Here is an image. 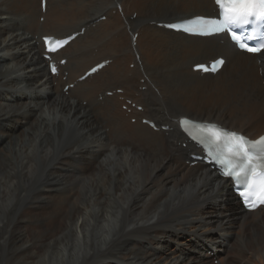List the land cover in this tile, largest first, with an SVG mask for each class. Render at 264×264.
<instances>
[{"label": "bare ground", "instance_id": "obj_1", "mask_svg": "<svg viewBox=\"0 0 264 264\" xmlns=\"http://www.w3.org/2000/svg\"><path fill=\"white\" fill-rule=\"evenodd\" d=\"M47 1L44 12L41 0H0V264H238L250 246L264 264V236L242 237L264 226V206L245 210L231 180L192 165L179 122L263 133L264 49L158 26L212 15L213 0ZM81 27L51 75L42 36ZM217 56L227 61L216 74L193 70Z\"/></svg>", "mask_w": 264, "mask_h": 264}, {"label": "snow or ice", "instance_id": "obj_2", "mask_svg": "<svg viewBox=\"0 0 264 264\" xmlns=\"http://www.w3.org/2000/svg\"><path fill=\"white\" fill-rule=\"evenodd\" d=\"M217 4L222 8V14L227 11V24L248 22L249 18L256 17V6L259 5L260 12L259 18L264 20V0H217ZM175 27V26H174ZM235 38V34L233 33ZM241 47H245L248 51L258 52L264 48V42H261L260 47L251 48L247 45L241 44ZM55 50V49H52ZM218 63H223L219 61ZM232 137H236V133L229 134ZM238 141H243V137H238ZM258 144H264V137H261L259 141L251 142L253 148ZM261 153H264V148H262ZM232 155L237 158L238 163L232 166V170L227 174L235 176L237 182L241 181V177H247L248 173L253 171L251 165L254 159L257 157L252 155L247 145L237 143L235 152ZM230 163V162H229ZM261 185L264 188V172L260 173ZM243 195V193H242ZM261 202H264V196L261 197Z\"/></svg>", "mask_w": 264, "mask_h": 264}, {"label": "rangeland", "instance_id": "obj_3", "mask_svg": "<svg viewBox=\"0 0 264 264\" xmlns=\"http://www.w3.org/2000/svg\"><path fill=\"white\" fill-rule=\"evenodd\" d=\"M67 1L68 0H61L60 1V4L62 5V7L64 6V7H66V5H67ZM117 9H115L114 10V14H116L117 12ZM136 15V14H135ZM43 17H45V15H42L41 17H40V21L41 22H43V20H42V18ZM142 19V16H135V18L134 19ZM100 19H102V20H105V19H103L102 18V16L100 17ZM8 20H12L11 18H8ZM127 65H128V67H130V68H134V66H135V62H131L130 64H128V61H127ZM67 75V74H66ZM66 75L64 76V79H65V77H66ZM141 82H144V79L142 78L141 79ZM214 87H216L215 85H213ZM143 89V86H141L140 87V89ZM118 89V88H117ZM119 89H121V87H119ZM108 95V94H107ZM101 97L102 96H100V99H101ZM124 100V98L122 97V98H120V101H123ZM127 102H128V100H127ZM84 103H86V102H84ZM129 103V102H128ZM124 109V108H123ZM133 119H135V118H133ZM133 119H132V122H134L133 121ZM115 136V135H114ZM113 136V139H115V137ZM259 227V228H258ZM262 227V228H261ZM258 229H259V231H258ZM257 231V232H256ZM264 226L263 225H259V226H254V227H251V229L250 228H247L246 229V231L242 234V235H244V236H242V237H245L244 239H246L247 237V240H254L256 237H259L260 236V234L261 235H263L264 236ZM247 233H249V234H247ZM258 234V235H257ZM246 235H248V236H246ZM249 237H251V238H249ZM235 242V241H234ZM233 243V242H232ZM248 243V242H247ZM232 245V244H231ZM245 247V246H244ZM245 250L247 249V255L245 256L246 258L248 257V258H251V262L250 263H248L247 261H245V260H241L238 264H262V263H260L258 260H256V259H254L253 258V256H252V252L254 251V247L253 246H250V247H245L244 248ZM228 250L229 251H233V252H235V250H236V252L234 253V254H238L240 251H239V249L237 250V249H234L233 247L232 248H228ZM247 258V259H248ZM245 261V262H244ZM220 263V261H219V259H213V261H212V264H219Z\"/></svg>", "mask_w": 264, "mask_h": 264}]
</instances>
